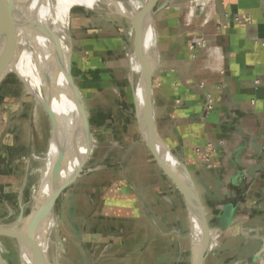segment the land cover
I'll list each match as a JSON object with an SVG mask.
<instances>
[{
    "label": "crops",
    "instance_id": "crops-1",
    "mask_svg": "<svg viewBox=\"0 0 264 264\" xmlns=\"http://www.w3.org/2000/svg\"><path fill=\"white\" fill-rule=\"evenodd\" d=\"M94 12L119 18L81 29L83 57L72 45L74 84L96 137L94 162L79 175L89 185L72 187V253L58 248V264H192L187 206L177 205L137 125L129 23L116 10ZM153 17L154 125L201 201L211 233L204 264H264V0H157ZM141 41L148 66L146 33ZM119 112L133 120L130 137L103 126ZM27 127V145L36 146L35 128ZM104 131L109 138H98ZM62 136L63 165L81 140L72 126ZM94 146L106 149L95 156Z\"/></svg>",
    "mask_w": 264,
    "mask_h": 264
},
{
    "label": "bare ground",
    "instance_id": "bare-ground-1",
    "mask_svg": "<svg viewBox=\"0 0 264 264\" xmlns=\"http://www.w3.org/2000/svg\"><path fill=\"white\" fill-rule=\"evenodd\" d=\"M7 1L0 0V12L5 10ZM72 1L73 4L76 2V0H28L27 4L29 8L25 13L24 19L22 18L17 22L15 20L18 25L16 28L15 51L7 63L11 62L15 56L17 52L16 47L21 46L23 51L20 55V77L24 82L26 92L32 95L35 104L42 110L51 129L44 157L34 158L43 162L44 169L50 166V163L57 156L62 134V121L69 124L72 123L76 138L81 140L80 145L78 144L71 148L65 162L60 168L61 172L57 173L56 170L52 174L46 189L40 194H38L37 188L32 189L29 204L26 207H22L23 212L25 208L29 207L30 216L45 198L52 193L56 185L77 171L87 151L89 153V150H91L92 138L87 125L88 121L86 122L81 114L82 102H79L80 111L78 116H72L71 108H68L73 103L72 94L76 92L70 82L67 70L69 59L71 64V49L67 54L66 60L63 57V49L66 45L64 34L67 26V4ZM24 2L25 0H14L15 8H13V16L19 13L20 5ZM116 4L114 7H106L107 5L97 3L91 6L92 9H84L90 10L93 13H95L94 11L110 12V9L116 10L117 14L128 17L133 23L131 50L128 54L129 71L132 81L130 83L133 86V102L138 108L139 115H142V113L145 114L144 107L149 100L153 120L150 122L145 121V125L143 123L146 137L153 143L154 151L158 154V158L162 161L166 170L171 172L179 182L185 184L186 176L179 160L171 154L162 140L158 138L157 132H154L153 102L152 97L148 94L145 82L147 72H149L156 62V33L154 31L153 18L149 13L143 15L141 11L143 4L140 0H117ZM70 18L68 19L69 27ZM145 33L148 37V54H150L152 59L148 66L141 51V39ZM68 34L69 38H71L70 28ZM9 35L10 26H7L0 42V49L5 44V40ZM2 69H0V74L2 73ZM8 73L0 75V81ZM66 107L67 109H65ZM149 117L150 120L151 116L149 115ZM185 204L191 220L190 237L192 249L195 250L201 232L199 221L192 203L185 200ZM54 218L52 210L37 229L36 245L40 254L38 260L34 258L26 246L19 244L22 264H31V262L32 264H58L56 242L53 235ZM27 223L28 220L23 226L24 230L27 229ZM20 236L25 240L27 239L26 232L25 235L20 234ZM29 256H31V261Z\"/></svg>",
    "mask_w": 264,
    "mask_h": 264
},
{
    "label": "rangeland",
    "instance_id": "rangeland-1",
    "mask_svg": "<svg viewBox=\"0 0 264 264\" xmlns=\"http://www.w3.org/2000/svg\"><path fill=\"white\" fill-rule=\"evenodd\" d=\"M18 1V0H16ZM28 0L20 5L19 13L14 15V20L19 21L24 19L25 13L29 8L27 4ZM101 3L102 5H107L106 7L116 6L117 0H76V2H68L66 11V29L64 34L65 46H64V59L66 60L67 54L71 49V75L77 85V64L72 63V45L73 51H75L78 58L83 57L80 39L83 36L81 29L89 26H97L101 24L103 27L107 23H100L103 20L109 22V20H116L119 17H111L105 15H98L90 10L93 4ZM85 4V5H84ZM116 4V5H115ZM82 7V8H81ZM6 8V7H5ZM15 8V4H13ZM86 8V9H84ZM3 11V10H2ZM1 11V12H2ZM81 13L82 16L78 19L73 18L75 13ZM152 18L153 13L151 14ZM70 18V27L69 21ZM124 20L129 23V36L131 39L132 28L131 21L125 16ZM105 21V22H106ZM104 22V21H103ZM9 26V25H7ZM6 26V27H7ZM71 38H69V31ZM86 29V28H85ZM85 36V34H84ZM17 52L13 57L12 61L7 63L1 71L0 75L7 72L8 75L0 81V226L10 229L19 230V235H25L23 229L24 224L30 217V209L25 208L21 221H18L20 207H26L29 204L30 196L33 188L38 189V194L42 193L48 186V181L52 174L57 170V173L61 172V143L66 136L63 135V126H72V123L62 121V134L59 142V148L57 151V156L50 163V166L44 169L43 162L35 159L34 157L43 158L47 150V142L49 140L51 129L48 126V120L43 115L42 110H40L35 104L32 95H29L24 87V82L20 77V55L23 51L21 46L16 47ZM15 75V76H14ZM78 90V88H77ZM79 91V90H78ZM31 94V93H30ZM80 95V91H79ZM81 97V95H80ZM73 101L76 99L72 98ZM79 101V100H78ZM81 101L83 103L82 97ZM100 100L99 102H103ZM80 102V101H79ZM84 105V104H83ZM111 106V112L115 111L114 106ZM84 107V106H83ZM71 108V105L68 106ZM67 109V107L65 108ZM91 109V106H90ZM104 112V110H101ZM104 118L107 116H103ZM112 122H105L103 126H114L115 133H117V138L130 137L132 134L129 126H134L131 117L125 115L123 112L117 114L111 113ZM9 126L11 130L9 131ZM27 126H34L35 128V141L36 146L30 147L28 143V129ZM91 138L94 139L96 136L93 130L89 128ZM105 134V135H104ZM109 131H104L98 134V138H109ZM66 135V134H65ZM132 136V135H131ZM63 138V139H62ZM94 141V140H93ZM26 143V146H25ZM65 143V141H64ZM61 144V145H60ZM93 155H102V151L105 147L94 146ZM66 149V148H65ZM66 151V150H65ZM97 155V156H98ZM92 159V158H91ZM93 160V159H92ZM92 160L87 159L84 164L83 171H86L89 166L92 165ZM95 160V159H94ZM37 169V170H36ZM79 178V177H78ZM76 179L75 183L70 185L58 198L54 209V227L53 235L56 242V249L67 247L71 251V241H73V229L72 223V187L86 188L89 185L88 178ZM95 180H91L94 182ZM177 192V205L185 204L184 197L176 189ZM64 195V199L63 198ZM64 200V201H62ZM77 230V226L75 227ZM76 238V235L74 236ZM73 245V244H72ZM62 250V249H61ZM28 251H30L28 249ZM0 253L4 264H22L20 258V245L13 239L0 236ZM30 253V252H29ZM59 253V251H58ZM57 253V257H58ZM31 261V256H29ZM64 258L62 257V260ZM66 262V259H64ZM57 263L58 260H57ZM61 263V262H60ZM32 264V262H31Z\"/></svg>",
    "mask_w": 264,
    "mask_h": 264
},
{
    "label": "water",
    "instance_id": "water-1",
    "mask_svg": "<svg viewBox=\"0 0 264 264\" xmlns=\"http://www.w3.org/2000/svg\"><path fill=\"white\" fill-rule=\"evenodd\" d=\"M143 4L142 7V13L145 15L146 13H149L150 16L153 13V7L157 0H140ZM13 4L14 0H8L7 6L4 11L0 12V42L3 38V33L7 25L10 26V35L6 38L5 44L0 49V67L5 65L9 59L12 57L14 51H15V37H16V28L18 27L17 23L14 20L13 16ZM152 17V16H151ZM67 70L69 74L70 82L76 92L77 88L74 84L72 75H71V64L70 59L67 62ZM154 71V65L153 67L147 72L145 82L148 94L150 97H152V74ZM79 94V93H78ZM77 94V95H78ZM81 103V101H80ZM145 114L142 113V115H139L138 108L135 106V114H136V121L137 125L139 126L140 133L142 135L143 141L145 142L147 148L149 149L151 155L155 159L157 165L159 166L160 170L163 172V174L172 182V184L175 186L177 190H180L179 192L182 194L186 202H191L193 205V208L195 210V213L197 214L199 226H200V239L197 242V246L195 250L192 249L193 253V260L192 264H204L205 258L207 253L210 251L209 249V243L211 239V233L209 230V226L207 224V220L204 215V211L202 208L201 201L199 199L198 193L196 191V188L194 186V183L185 168V166L181 163V167L185 173L186 176V182L181 183L179 182L171 172L166 170V167L162 164V161L158 158V154L154 151L153 143H151L150 139L146 137L145 133V126H143V123L145 125V121H152V109L151 105L148 102L145 104ZM83 103H81V114L83 116V119L87 122V115L85 112V108L83 107ZM150 111V113H149ZM149 115L151 116V119L149 120ZM88 128L89 124L87 122ZM155 126V125H154ZM156 129H154V132ZM145 134V135H143ZM159 138V136H158ZM90 152V150H89ZM89 153L87 151V154L82 160V164L79 166L77 171L70 175L67 179L61 181L58 185L55 186L52 193L45 198V200L40 204V206L31 214V216L28 218L27 223V229H26V237L25 240L19 235V230L10 229L6 227L0 226V236L7 237L10 239L15 240L18 244L26 246L30 252L33 254L34 258L38 260L40 258L39 250L36 245V232L38 227L41 225V223L45 220V218L48 216L49 212H51L54 209V206L60 197V195L70 186L72 185L75 180L79 177L80 172L82 171L84 164L86 163L88 159ZM23 216V209L20 207V213L18 217V221H21ZM0 264H4L1 253H0Z\"/></svg>",
    "mask_w": 264,
    "mask_h": 264
}]
</instances>
